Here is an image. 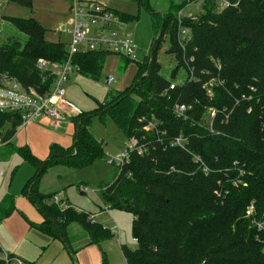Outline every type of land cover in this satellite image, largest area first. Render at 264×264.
<instances>
[{
	"label": "trees",
	"instance_id": "1",
	"mask_svg": "<svg viewBox=\"0 0 264 264\" xmlns=\"http://www.w3.org/2000/svg\"><path fill=\"white\" fill-rule=\"evenodd\" d=\"M133 1L149 13L157 33L150 54L129 87L109 90L97 108L71 118L74 133L69 146L52 143L42 160L26 146L14 149L10 138L21 118L16 112H0V127L10 124L0 143V157L16 151L36 169L23 186L43 217L33 226L52 240H62L72 256L83 245L68 235L69 224L82 228L87 245L99 247L113 235L89 212L67 200L54 202L53 194L35 187L50 162L82 168L106 159L102 142L89 130L91 117L99 115L102 120L108 117L126 139L135 137L147 147L143 155L131 152L121 168L110 161L111 180L97 185L103 205L132 217L130 231L136 244L121 246L125 264H264V226L258 230L252 222L264 219V0H240L220 13L211 0H203L204 12L196 20H183L190 31L184 49L177 42V8L159 12L148 0ZM116 14L125 22L132 20ZM7 21L25 35V41L0 39V71L24 86L47 91L52 77L38 71L36 60L64 61L66 44L46 40L45 30L32 18ZM164 40L166 52L175 60L168 78L156 62ZM107 53L88 50L72 59L80 75L97 80ZM179 69L185 71L184 77ZM213 77L222 84L206 85ZM179 78L181 82L169 90V83ZM174 103L187 106L184 117L174 115ZM208 107L217 110L212 131L204 121ZM147 120L157 123L156 131L143 129ZM179 135L186 139L184 148L170 144ZM251 203L253 213L245 216ZM10 208L5 196L0 221ZM99 264H108L104 251Z\"/></svg>",
	"mask_w": 264,
	"mask_h": 264
},
{
	"label": "rangeland",
	"instance_id": "2",
	"mask_svg": "<svg viewBox=\"0 0 264 264\" xmlns=\"http://www.w3.org/2000/svg\"><path fill=\"white\" fill-rule=\"evenodd\" d=\"M101 1L115 12L132 17L131 21L126 22V29L134 40L136 48L133 54L128 56V59L118 53H107L97 80L78 73L69 77L64 85L65 99L73 104L79 111L78 114L97 108L98 103H102L109 90L120 92L132 84L137 68L150 54L152 41L157 34L152 27L149 13L140 7L137 1ZM187 1H194L198 6L201 5V0H148L150 7L159 12L168 11L169 6L177 8L179 11ZM182 2V6L177 7ZM69 6V0H30L27 5L0 0V39H10L11 37L17 41H25V35L15 29L7 21V17L32 18L45 30L46 40L67 44L69 41L67 30L72 24V13H70ZM167 48V41L164 40L156 54V62L159 63L161 74L166 78L169 77L171 69L175 66L174 57L166 52ZM179 75L184 77L185 71L179 69ZM108 76H113L114 79L110 84L106 83ZM66 111L70 112V109L68 108ZM69 122H71V118L60 123L57 128L49 126L47 128L50 132L61 135L64 140L69 138L71 140L74 124L70 123V134L68 131ZM9 129L10 124L6 122L0 127V143L3 142L2 138L6 132L10 131ZM89 130L102 142L106 159L94 160L89 166L82 168H74L62 161L50 162L39 176L35 187L41 193L59 195L61 201L67 200L78 210L89 212L91 216L95 217L96 222L105 227L110 228L112 225H116L119 227V236L116 238V235L113 234L109 239L102 241L99 247L91 244L87 247L88 240L82 228L76 223L69 224L66 228L68 235L72 240H76V245H83L82 247L85 248L80 255L72 256L61 242L62 240H51L32 226L30 234L21 241V244L25 245L32 260L34 259L39 264H90L100 257V251L105 252L108 264H125L121 246L133 247L136 244L131 237V215L116 209L103 210L102 198L97 190L99 181L111 180L113 166L109 162L116 155L122 153L127 139L108 117L102 120L99 115L92 116ZM29 144L34 155L36 154L39 158L45 157L47 152L45 144L42 143V146L34 142H29ZM35 173L36 169L33 164L24 160L16 151L0 158V203L5 196L11 198L12 195L21 194L24 183ZM22 198L24 197L22 196ZM24 204L26 206L18 208V203H15V209L28 210L27 207L33 209L32 204L26 198ZM14 221L18 224L16 219Z\"/></svg>",
	"mask_w": 264,
	"mask_h": 264
},
{
	"label": "built area",
	"instance_id": "3",
	"mask_svg": "<svg viewBox=\"0 0 264 264\" xmlns=\"http://www.w3.org/2000/svg\"><path fill=\"white\" fill-rule=\"evenodd\" d=\"M69 10L72 13V24L67 30L69 41L66 44L67 57L62 62L49 61L43 58L36 60V68L41 73L51 75L52 79L47 91L39 92L32 86H24L12 76L0 71V112H16L19 114L20 126H24L29 122L46 119L55 123L66 121L69 117L65 107L72 105L65 99L64 85L69 77L79 74V66L74 62L72 57L79 52L88 50H106L125 56L132 55L136 45L126 29V22L121 20L116 12L101 0H69ZM216 13H220L227 8L236 7L240 0H211ZM204 12L203 0L198 6L194 1H187L186 5L179 9L176 13L178 20L177 42L184 49V45L190 38L189 29L184 26L183 20H196L200 14ZM219 67V65H218ZM190 78L192 71L190 70ZM189 78V79H190ZM181 78L171 81L168 89H174L175 85L181 82ZM114 81L113 76L106 78V83L110 84ZM222 84L217 78H210L206 85ZM254 91V88H251ZM244 97V95H242ZM187 106L183 103H174L173 113L176 117H184ZM216 109L208 107L204 121L207 127L212 131L213 120L216 116ZM227 114L224 115V118ZM139 121H144V117H140ZM144 130L156 131L157 123L152 120L145 121ZM170 144L184 148L186 139L181 135L174 137ZM135 152L143 155L147 152V147L138 143L135 137L127 139V143L122 151L116 155L111 161L115 166L120 167L127 160L128 155ZM199 161V157H195ZM54 202L60 203L59 195L51 198ZM62 204V202H61ZM103 210L108 209L103 205ZM102 210V209H101ZM253 213V204L251 203L245 210V216H251ZM258 230L264 226V219L254 221ZM119 227L112 225L108 228L116 238L119 236ZM133 241L136 243V239ZM0 264H26L24 260L9 252L0 249Z\"/></svg>",
	"mask_w": 264,
	"mask_h": 264
},
{
	"label": "crops",
	"instance_id": "4",
	"mask_svg": "<svg viewBox=\"0 0 264 264\" xmlns=\"http://www.w3.org/2000/svg\"><path fill=\"white\" fill-rule=\"evenodd\" d=\"M67 102H69V101L67 100ZM69 103L72 105V107H65L64 108L65 111L68 108L70 109V112H67L69 117L66 119V121L69 118H73L76 115H78V112H79L75 109V107L73 106V104L71 102H69ZM66 121H63V122H66ZM63 122L55 123L52 121L50 122L46 119H40L38 121L36 120V122H29L24 126L18 125L16 127L12 137L10 138L12 148L15 149L17 147L21 148V146H26L28 149H30L29 142H34L35 144H39L41 146L43 143V144H45V149L47 150L46 154L44 155L46 157L48 154L49 146L52 143H57V144H60L64 147L69 146L72 142V138H71V140H70V138L68 140H64V139H62L61 135H58L55 132H50V130L47 128V126L57 128V127H59L60 123H63ZM70 123L71 122L68 123V131L71 130ZM69 133L71 134V131ZM30 151H32V150L30 149ZM11 153H12V151H11ZM11 153H9V154H11ZM31 153L33 154V151ZM35 157L40 159V160L45 158V157L39 158V157H37V155ZM0 158H3V157H0ZM20 193L21 194L12 195L11 198L8 196L9 197V206H11L12 209L10 208L9 213L0 221V249L4 252H9V253H12L15 255L17 254V256L21 257L26 264H39L34 259L32 260V256L30 257V254L25 249V245L21 244V241L24 240V238H26V236H28L30 234V228H32V226L34 224L41 222L43 220V217L41 216V214L39 213V211L35 207H33V209H35L36 211L30 207H27L28 210H26V209H22V210L15 209V203H18V208H21L22 206H26L24 204L25 198L29 200V197H28L29 194L23 193V187H22V192H20ZM22 196L24 198H22ZM29 202L31 203L30 200H29ZM14 219H16L18 224L14 221ZM35 229H37V228H35ZM44 235H46V234H44ZM87 247H88V245H87ZM83 249H85V248L81 247L80 249H78V251H76L75 254L80 255V253H82L84 251ZM87 249H90V248H87ZM68 252H69V250H68ZM99 261H100V257H98V259H95L90 264H99Z\"/></svg>",
	"mask_w": 264,
	"mask_h": 264
},
{
	"label": "water",
	"instance_id": "5",
	"mask_svg": "<svg viewBox=\"0 0 264 264\" xmlns=\"http://www.w3.org/2000/svg\"><path fill=\"white\" fill-rule=\"evenodd\" d=\"M150 58H151V55H150Z\"/></svg>",
	"mask_w": 264,
	"mask_h": 264
}]
</instances>
